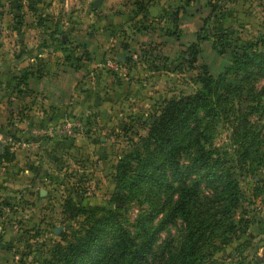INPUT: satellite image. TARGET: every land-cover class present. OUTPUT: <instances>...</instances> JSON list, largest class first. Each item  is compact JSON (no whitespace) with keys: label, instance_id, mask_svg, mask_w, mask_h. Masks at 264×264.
I'll list each match as a JSON object with an SVG mask.
<instances>
[{"label":"rangeland","instance_id":"rangeland-1","mask_svg":"<svg viewBox=\"0 0 264 264\" xmlns=\"http://www.w3.org/2000/svg\"><path fill=\"white\" fill-rule=\"evenodd\" d=\"M38 1L0 0L1 65L12 66L0 70L5 77L1 113L16 103L10 99L15 75L43 79L71 64L88 66L85 82L67 102L65 114L73 126L55 136L58 149L17 152L16 163L0 164V251L9 256L0 264H63L68 244L108 212L115 219L90 264H114V245L124 232L139 243L143 233L137 219L150 213L157 215L148 228L161 229L146 264H179L187 221L171 216V210L182 187L192 191L187 218L198 228L196 255L186 264H264L259 261L264 250V68L254 81L256 68L250 67L247 76L230 69L235 44L264 42V0H189V5L187 0H159L152 19L160 38L150 44L152 37L136 35L143 25L139 18L131 19L134 28L125 33L131 0L111 5L120 16L117 22L94 10L92 0H40L43 7L36 6ZM83 33L103 53L94 63L93 54L77 44ZM218 34L229 39V48L215 49ZM191 45L198 48L196 64L190 63ZM258 52L264 53L263 45ZM203 70L216 82L213 95L200 83ZM197 95H203L207 107L176 132L181 175L169 174L163 187L149 183L129 194L125 178L134 169L132 155L152 123L168 103ZM246 128L249 138L243 137ZM48 138L53 139H41ZM197 138L220 160V168L194 169ZM20 139L9 137L12 143L25 137ZM9 153L0 145V157ZM25 169L44 179L32 186ZM222 172L237 188L234 206L222 187Z\"/></svg>","mask_w":264,"mask_h":264},{"label":"trees","instance_id":"trees-1","mask_svg":"<svg viewBox=\"0 0 264 264\" xmlns=\"http://www.w3.org/2000/svg\"><path fill=\"white\" fill-rule=\"evenodd\" d=\"M186 3L189 4V0ZM38 4H40V0L36 3V6ZM139 9L143 11V7L140 6ZM176 17L178 16L176 15ZM146 30L147 27L144 25L137 28L139 32ZM220 45L224 49L231 46L229 39L225 35L218 34L215 37V49ZM262 45L264 47V42L244 43L242 46L235 44L232 51L230 68L233 74L239 75L243 73L244 76H247L250 74L248 69L254 67L257 69L253 74L254 78L251 79L254 81L256 75L261 74L262 68H264V53L258 52V47ZM224 49L221 51H225ZM190 55V63L196 64L198 55L197 45L190 46ZM65 61L71 63L72 61L78 62L79 59L70 60L66 58ZM26 77L20 78V82L16 85H25L23 80ZM200 83L204 89L208 90L209 94L213 95V85L216 82L205 70H203V77ZM205 107H207V104L203 95H197L188 100L170 102L163 107L160 117L152 123L147 133V139L143 141L141 149L135 151L132 155L134 169L131 171L130 177L128 179L125 178V181L128 183L126 189L129 194L133 195L137 193L142 186L149 183H155L156 185H161L159 187H163L169 174L176 177L181 175L182 172L178 162L181 146L177 140L178 134L176 132L190 116L195 115L198 109ZM248 134L249 129L246 128L243 137H247ZM200 142V139L197 138L195 143L196 155L193 160L194 169L212 172L220 168V160L213 158V155ZM13 160L14 156L9 153L7 156L4 155V158L0 157V164L10 163ZM221 175L222 187L228 195L231 205L234 206L237 203V188L230 174L222 172ZM180 190L178 201L171 210V216H181L187 221L184 241L178 253L179 264H186L190 259H194L196 255L198 228H194L187 218L188 201L192 191H186L183 187ZM156 215V213H150L137 219V228L143 233V239L139 243H136L126 232L118 237L113 249L115 254L114 264H146L145 257L151 250L155 236L161 229V226L157 229L148 228ZM114 219L115 214L112 212L95 218L84 230L83 235L76 243L68 244L63 264H90L95 261L103 249V236L110 229Z\"/></svg>","mask_w":264,"mask_h":264},{"label":"crops","instance_id":"crops-1","mask_svg":"<svg viewBox=\"0 0 264 264\" xmlns=\"http://www.w3.org/2000/svg\"><path fill=\"white\" fill-rule=\"evenodd\" d=\"M94 2V0H92ZM119 0H104L103 5L101 7V11L103 13V17H106L107 21L111 20L112 22L119 21V14L110 11L111 5L117 3ZM158 1L159 0H131V6L127 5L128 7L132 8L130 12L125 9V33H128L130 29L132 30L133 27H130V24L133 19H141V23L147 27L146 31H141L136 33L137 36L143 34L144 36L152 37V41L148 44L159 41L158 33L160 32L158 29L155 30V23L152 19L155 17V12L157 13L158 9ZM92 2V3H93ZM189 5V4H188ZM40 6L43 7V1L40 2ZM143 7V11L139 8ZM38 7H36L37 9ZM137 9V10H136ZM134 10V12H133ZM206 13H211V8L205 9ZM28 13V12H27ZM194 15L193 13H191ZM182 15V14H181ZM180 16V15H179ZM176 17V14H175ZM132 19V20H131ZM146 22V23H145ZM145 23V24H144ZM141 24L138 26L140 27ZM137 27V28H138ZM136 28V29H137ZM17 29L16 33L14 34L17 37ZM158 31V33H157ZM134 31H132L133 33ZM81 39H78L77 44H80L84 47V49L93 54V63L99 60V57L103 56L102 51H100V47L96 45L95 41L86 36V33L81 34ZM142 45V44H141ZM2 46L0 41V54H1ZM71 63H74L73 61ZM13 65V64H12ZM11 63H4L1 65V58H0V70L1 67H9ZM77 66V65H74ZM71 64L68 68H63L59 70H53L51 75L45 77L43 79H37V76L32 75H15L17 79L11 82V85L16 88L14 91L15 95L11 96L10 99L15 104H11V108L6 107L4 113H1V104L3 105L5 101V92L2 89L1 83L4 81L5 78L2 76L0 71V145L9 148L11 154L14 156V160L10 163H5L7 165H11L16 163L20 158H17V152H29L36 150L37 148H46L47 152L50 153L51 151H56L61 143H57L58 141L55 140V136H59L62 133V128L66 124H70L68 122L69 117L65 114L67 102L72 99V97H76L77 95V86L79 83L85 82V75H86V67L84 66H77L74 67ZM12 67V66H11ZM10 67V68H11ZM16 67V65H14ZM27 76L23 82L25 85L17 86L16 84L20 82V78ZM37 77V78H36ZM47 83V88H52L51 91H46V88L43 89L42 83ZM14 83V85H13ZM35 83V87L32 84ZM39 84V86H37ZM42 100V101H41ZM30 104L28 107L25 105ZM37 104V105H35ZM11 110V111H10ZM10 111V114H9ZM15 117L12 122V127L9 126V115ZM46 118V119H45ZM62 120H67L65 123H62ZM16 128H13V127ZM15 135L18 139H22V136L25 139L31 138L30 141L25 142L21 140V143L15 141L12 143L9 140V137ZM43 137H51L47 139V141L41 139ZM7 140L8 144H4V141ZM46 142V143H45ZM16 145V146H15ZM30 152V153H31ZM23 161V160H22ZM22 172V171H21ZM25 174L29 175L30 180L32 182L31 185L34 186L41 178L36 170H26ZM22 172V173H24ZM1 257L5 258L8 257V254L0 251V259Z\"/></svg>","mask_w":264,"mask_h":264},{"label":"water","instance_id":"water-1","mask_svg":"<svg viewBox=\"0 0 264 264\" xmlns=\"http://www.w3.org/2000/svg\"><path fill=\"white\" fill-rule=\"evenodd\" d=\"M103 2V0H94L92 7L94 10H97V12H100V5ZM260 262H264V250L262 252V257L259 259Z\"/></svg>","mask_w":264,"mask_h":264},{"label":"built area","instance_id":"built-area-1","mask_svg":"<svg viewBox=\"0 0 264 264\" xmlns=\"http://www.w3.org/2000/svg\"><path fill=\"white\" fill-rule=\"evenodd\" d=\"M72 126H73V124H66V125L63 126V128L61 130H62V132L63 131H68Z\"/></svg>","mask_w":264,"mask_h":264}]
</instances>
